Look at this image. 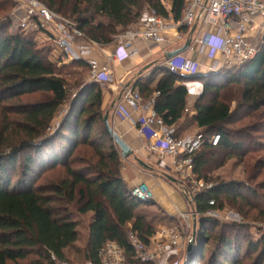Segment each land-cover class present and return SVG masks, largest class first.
Segmentation results:
<instances>
[{
  "label": "trees",
  "instance_id": "obj_1",
  "mask_svg": "<svg viewBox=\"0 0 264 264\" xmlns=\"http://www.w3.org/2000/svg\"><path fill=\"white\" fill-rule=\"evenodd\" d=\"M38 1L75 22L89 40L101 44L110 43L118 29L127 30L135 25L145 7L165 20L172 18L178 23L186 6V0H113L116 11L110 18V25L106 26L95 23V18L104 12L103 0ZM12 2L16 9L18 3ZM167 4L171 6L170 11ZM87 5L93 14L86 18L83 15L90 10L85 11L83 7ZM11 25L9 19L0 24V110L6 100L24 95L41 93L46 99L21 107L18 115L23 120L17 124L6 122L0 126V264H19L32 257L36 261L30 264H56L52 255L60 263L66 262V251L80 238L78 222L69 209L71 205L78 207L81 214H93L85 249L87 262L100 264L99 252L112 242L124 250L126 264H143L135 259L128 233L136 232L146 244L154 236L151 216L139 212L150 202L135 198L133 189L122 176L121 155L105 123L102 88L93 83L80 87L66 117L49 137L56 114L70 99L69 82L62 75V69L50 61L46 51L37 47L35 33H2ZM181 31L189 32L186 28ZM74 65L86 67L82 62ZM194 81H200L203 86V104L196 123L206 143L193 158L194 173L202 180L209 165L207 152L241 147V144L236 146L230 142L227 126L235 121L236 112L231 110L222 92L231 85L241 86L240 105L254 112L264 108V42L256 57L234 70H222L201 78H181L166 72L154 90L142 88L139 91L145 99L159 93L155 111L168 126H174L186 109L189 94L186 85ZM215 135L221 138L216 147L209 143ZM81 145L92 148L98 159L90 176L71 167V157ZM58 166L65 169V179L47 188L34 186L45 170ZM16 175L19 180L14 183ZM239 191L236 183H222L199 196L186 195L200 213L196 258L202 259L205 248L214 241L215 249L209 250V264H244L240 260V244L234 246L224 234L212 237L204 229L212 222L207 212L217 208L221 196L235 200L241 198ZM211 201L215 202L214 206L209 204ZM261 246L264 247V239L259 244H249L251 252ZM193 254V251L187 253L185 264L193 261ZM259 264H264V248Z\"/></svg>",
  "mask_w": 264,
  "mask_h": 264
},
{
  "label": "built area",
  "instance_id": "obj_2",
  "mask_svg": "<svg viewBox=\"0 0 264 264\" xmlns=\"http://www.w3.org/2000/svg\"><path fill=\"white\" fill-rule=\"evenodd\" d=\"M17 10L26 8V13L19 19L18 29L23 32H37L46 36L59 60L82 61L91 54L94 43L89 42L85 34L72 20L52 11L38 0H16ZM257 18L264 19V0H188L178 23L169 22L156 11L143 12L138 22L122 34L114 37L115 50L111 54L114 62L131 60L139 55L136 47L138 41L161 45L168 41L185 40L181 29L192 31V45L189 50L195 51L205 59L215 61L209 72L218 73L222 69L234 70L252 60L259 49L251 45L246 33L252 28ZM219 41L213 45L210 41ZM90 79L102 89L112 82L109 65H100L96 60H88ZM166 70L181 78H196L203 67L201 62L178 55L168 59L164 64ZM159 93L145 99L138 89L127 87L115 108V115L124 120L132 118L133 113L139 115L136 127L139 135L149 142L148 150L159 154L163 159L171 158L169 168L185 184V194L199 196L211 190L195 173L193 158L206 143L202 132L193 137L181 138L175 126H168L156 113L155 104ZM126 105V106H125ZM220 136L215 135L209 143L216 147ZM132 194L142 202H152L154 193L146 183L133 188ZM214 206L215 202L209 203ZM180 212V211H178ZM181 217L189 225L190 220L200 216L197 210L192 213L180 212ZM214 212H207V217H214ZM238 219L239 216H234ZM128 239L135 252V259L143 264H174L172 261L176 250L181 247L183 237L176 230L164 229L143 242L136 232L130 231ZM56 264L60 263L52 255ZM100 264H126L124 250L116 243H107L99 252Z\"/></svg>",
  "mask_w": 264,
  "mask_h": 264
},
{
  "label": "rangeland",
  "instance_id": "obj_3",
  "mask_svg": "<svg viewBox=\"0 0 264 264\" xmlns=\"http://www.w3.org/2000/svg\"><path fill=\"white\" fill-rule=\"evenodd\" d=\"M103 3L105 4L106 0H103ZM0 8V24L8 19L12 24L10 28H6L2 33L4 35H16L19 32H23L18 29L19 17L17 15V8L14 9L13 7L12 0H0ZM89 8L88 5L83 7V10L85 11L90 10V13H85L83 17L87 18L92 16L93 10L92 8ZM146 9L147 7L144 8V11ZM109 14H111V12H103L101 17L97 16L95 18V23H103L104 25L109 26ZM74 18H77V16H74ZM127 30L118 29L117 35L122 34ZM25 33L29 34L36 32L31 31ZM114 37L112 40H114ZM35 42L40 50L46 51L50 61L56 66L58 65V68L62 69V75L68 80L71 90L69 101L60 108L51 124V131L48 133L49 137H51L66 117L70 108L71 100L76 95L77 91L87 82H92L88 68L74 65L72 62L63 64L65 61L59 60V56L55 53L53 47L48 45L46 38L42 35L38 34L35 36ZM260 42L263 44L264 40H260ZM105 54L106 63L110 66L113 62L111 60V50L107 49ZM64 66L69 67L63 69ZM222 70L220 72H222ZM193 84L199 83L194 81ZM106 87H104V89ZM240 88L241 86L231 85L227 90L222 92V95L226 96L231 110L236 112L235 121L227 126L230 142L234 143L236 146L241 144V147L232 151L214 150L212 152H207L209 165L202 175V181L205 184L212 186L211 189L218 187L222 183H236L240 187L239 194L241 195V198L231 200L225 198L224 195L221 196L217 208L212 210L214 212V217H207L211 218L212 222L204 227V229L208 233H211L212 237L224 234L230 238L234 246L240 244L242 246L240 260H243L244 264H259L261 252L264 247L262 248L261 246L257 251L251 252L249 244L250 242L259 244L264 239V108L260 109L258 112H254L250 111L247 107L240 105ZM45 99V95L37 93L6 100L0 110V126L6 122H15L17 124L23 120V117L18 115V110L21 107L37 104ZM93 136L94 135H92V137ZM154 157L162 160L159 154H154ZM71 159L73 160V163L71 164L72 169L87 176H90L88 174L90 172L92 173L94 171L93 168L98 164V159L95 158L94 151L89 146L81 145L78 147ZM132 161L137 168L143 170L133 158ZM163 172L165 173L164 170ZM63 178H66V171L62 166H58L55 169H47L35 181L34 186L36 188H47L49 185L56 184ZM18 180L19 177L17 175L14 176L13 182L17 183ZM148 186L150 187L149 184ZM153 193L155 196L154 191ZM153 203L155 202L152 201L147 203V205H144L139 212L140 214L145 213V215L151 216L152 219L150 220L153 222L155 234L164 229H173L183 237L181 247L176 250L175 255L173 256L172 261L174 264H185L184 259L189 250V243L194 237L196 238L192 249L194 253L192 256L193 261L189 264H209L210 253L215 249L214 241L210 242V247L205 248L202 259L195 257V245L198 243L199 233L201 232L200 218L198 220H193L192 218L188 225L181 217L180 212H176L177 215L174 219L164 210L156 207ZM69 209L73 214V219L78 222L80 238L73 247L66 251V262L68 264H91L85 260V249L89 242L90 225L93 221V214H81L78 211V207L75 205H71ZM195 210L193 204L189 206V204L186 203V210L182 212L189 214ZM234 216H239V218L235 219ZM209 250H211V252H209ZM33 261H36V258L32 257L19 264H30Z\"/></svg>",
  "mask_w": 264,
  "mask_h": 264
},
{
  "label": "crops",
  "instance_id": "obj_4",
  "mask_svg": "<svg viewBox=\"0 0 264 264\" xmlns=\"http://www.w3.org/2000/svg\"><path fill=\"white\" fill-rule=\"evenodd\" d=\"M188 0H186L187 3ZM104 13L111 12L108 17L116 11V6L113 0H106L104 4ZM167 8L170 11L171 6L167 4ZM150 10L146 9L144 12ZM26 13V8L21 7L17 10L19 19ZM107 15V14H106ZM169 22H174L171 19ZM175 23V22H174ZM190 33H183L186 36L185 40H172L161 45H156L150 42L138 41L136 47L139 50V55L133 59H129L123 62H112L109 66L112 74V82L105 89L103 88V111L105 114H109V122L114 131L130 146L133 151V155L128 159H124L121 156L122 163V176L128 186L133 189L134 187L146 183L155 192V199L153 203L156 207L164 210L170 217L176 218L177 211H185L186 203L189 206L192 203L188 200L185 194V184L172 170L167 168L172 163L171 158H165L163 160L156 159L154 154L148 150L149 142L142 138L137 130L136 122L139 117L138 114L133 113L131 109L126 107L132 114V118L124 120L120 116L115 115V108L117 103L121 100L123 91L127 87H133L135 89L147 88L148 90H154L161 78L168 72L164 66L168 60L167 56L169 53L175 52L181 49L187 40L190 38ZM42 35V33H35ZM264 19L257 18L252 28L246 33V38L249 43L260 50L263 44L260 40L264 38ZM42 38V37H41ZM94 43L92 51L89 56H85L82 62L86 65V68L90 71L88 60H96L100 65H106V54L107 49L111 50V54L115 50V40H112L108 44H101L88 40ZM48 43V42H47ZM48 45H50L48 43ZM185 57L191 60H196L203 64V67L199 71V76L196 78L207 77L211 74L209 72L210 67L215 65V61L205 59L201 56L197 50L186 52ZM65 63H75L71 60H64ZM199 84L188 83L186 86L189 89V94L186 100V109L183 113L182 118L175 126L177 129V135L181 138L193 137L194 135L202 132L198 128L196 119L199 115L200 108L203 104V86L200 81H196ZM88 84V82L86 83ZM126 106V105H125ZM142 161L148 166L143 170L137 168L132 161ZM140 158V159H136ZM146 160V161H144ZM166 169V170H165ZM165 171V173L163 172Z\"/></svg>",
  "mask_w": 264,
  "mask_h": 264
},
{
  "label": "water",
  "instance_id": "obj_5",
  "mask_svg": "<svg viewBox=\"0 0 264 264\" xmlns=\"http://www.w3.org/2000/svg\"><path fill=\"white\" fill-rule=\"evenodd\" d=\"M194 32H195V28L192 29V31L190 33V38L187 40V42L185 43V45L181 49H179V50H177L175 52L169 53L168 56H167V59H171L173 57H176L178 55H183L186 52H188L190 46L192 45V36L194 35ZM105 123L107 125V128H108L111 136L113 137L114 142L116 143V145L120 149L121 156L124 159H128L130 156L133 155V151L130 148V146L112 128V126H111V124L109 122V114L108 113L105 116ZM137 161H138V163H139L140 166H143L144 168H148V166L146 164H144L142 161H140V160H137ZM195 238L196 237H194L191 240V242L189 243V250H188V252H191L192 251L193 245L195 243Z\"/></svg>",
  "mask_w": 264,
  "mask_h": 264
},
{
  "label": "clouds",
  "instance_id": "obj_6",
  "mask_svg": "<svg viewBox=\"0 0 264 264\" xmlns=\"http://www.w3.org/2000/svg\"><path fill=\"white\" fill-rule=\"evenodd\" d=\"M214 46L217 45L219 43L218 40H216L215 38H213L212 41H210Z\"/></svg>",
  "mask_w": 264,
  "mask_h": 264
}]
</instances>
